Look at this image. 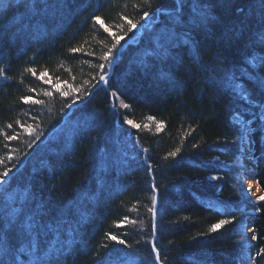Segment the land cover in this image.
I'll return each instance as SVG.
<instances>
[{"label": "trees", "instance_id": "trees-1", "mask_svg": "<svg viewBox=\"0 0 264 264\" xmlns=\"http://www.w3.org/2000/svg\"><path fill=\"white\" fill-rule=\"evenodd\" d=\"M156 6V0H37L35 8L12 11L0 32V174H10L0 191L30 187L49 210L48 220L69 204L79 209L57 242L58 248L73 244L62 264H264V256L256 255L264 247V200L252 202L240 191L244 153L237 141L241 126L232 115L252 120L250 157L263 192L264 122L216 83L225 68L239 76L253 49L264 53L252 42L261 28L260 0H212L214 19L193 34L199 61L192 51H181L182 64L170 66L171 82L138 63L156 25L151 17L138 34L145 22L140 17ZM162 6L174 7L173 0ZM0 7L9 14L7 0ZM129 19L137 24L133 31ZM241 28L243 36L235 39ZM114 36L123 39L113 50L109 78L95 88ZM237 82L254 101L264 102L254 82ZM56 84L63 91L72 86L92 93L83 103L87 96L81 94L66 115L69 101ZM22 96L43 103L25 104ZM33 139L37 143L29 148ZM153 207L155 214L149 211ZM235 208L246 213L224 214ZM6 210L0 197V213ZM232 216L233 223L210 231L213 223ZM248 224L256 240L242 239L252 235ZM0 231H7L14 249L26 243L16 229ZM48 244L41 239L42 252Z\"/></svg>", "mask_w": 264, "mask_h": 264}, {"label": "snow or ice", "instance_id": "snow-or-ice-1", "mask_svg": "<svg viewBox=\"0 0 264 264\" xmlns=\"http://www.w3.org/2000/svg\"><path fill=\"white\" fill-rule=\"evenodd\" d=\"M5 0H0V5H3ZM11 6L9 14L5 15V9L0 7V32L7 26L11 19L12 11L21 8L22 5H31L35 8L37 0H7ZM157 6L150 11H143V15L140 19L143 21L145 18L152 17L156 21V25L153 27L152 35L150 36V46L144 50L141 55L139 64L143 65L146 70L154 69V74L160 80L172 81L171 65H181L182 57L181 51H192L193 59L195 62L199 61V55L196 52V48L199 45V41L193 35L200 32L201 29H206L209 22L214 19L211 15L212 12V0H173L174 7L165 8L162 6L163 0H156ZM261 8V28L255 34L253 44L260 47H264V0H260ZM99 20V17H94ZM131 26L129 31H133L137 28V24L132 20L127 21ZM243 36V28H241L235 35V39H239ZM114 43L111 49L104 53L103 60L105 63H101L99 68L101 74L98 77V82L106 83L109 78V72L107 68L113 64L115 54L114 49H117L120 44V36H114ZM73 52L77 51L72 49ZM264 67V53L258 52L255 49L250 54H247L244 59V66L241 67L240 75L234 71H229L226 68L223 69V76H221L216 83L222 86L223 90L227 93L238 96L242 101L248 104L253 113H258L254 116V119H258L264 122V102H256L252 97V93L244 88L241 83L237 81L244 79L254 82L256 90L264 94V73L260 69ZM184 70H187V66H184ZM3 70L0 69V76H3ZM33 75L35 72L33 71ZM44 74H41L43 79ZM51 84L50 81H47ZM55 90L59 94L66 98L69 102L65 103L64 107L67 109L75 108L76 104L82 100L83 96H90L91 93L84 89L74 88L69 86V91H63L62 86L59 84L53 85ZM52 95V93H47ZM21 101L25 104L39 105L43 101L35 99L33 96H22ZM128 107L127 104L124 105ZM233 122L241 126V134L237 137V141L240 143L241 153L250 152V143L245 144L246 138L250 140V136L254 129L251 127L252 120L245 119L240 112H234L232 115ZM19 123V121L17 122ZM126 123L132 124L131 120H127ZM84 126H87L86 122ZM11 128V125H8ZM24 128V125H20ZM80 125L74 126L75 128ZM138 127V126H137ZM28 131V129H25ZM29 135H35V130L29 131ZM16 139L15 136H8L7 140L11 141ZM37 143V139H33L28 145L31 148ZM176 151L170 153V156L175 157ZM12 158L11 156L9 157ZM148 170L151 172L152 168L149 165ZM9 175L8 171L0 174V183L6 184V177ZM212 180L218 179L216 176L210 177ZM251 190L249 186L248 191ZM240 191L247 195L243 187V181H240ZM0 197L7 202V210L0 213V229L10 230L16 229L21 235H23L26 243L23 247L14 249L6 240L7 231H0V264H62L61 257L71 251L72 245L64 248H58V241L61 238L62 231L66 229V222L71 220V216L74 212L79 211L74 205H68L65 209L56 213L53 220H48L46 217L49 215V210L43 201L38 200L35 193L31 188L26 186L17 192H11L7 188L0 191ZM257 200H264V195L256 197ZM250 203V201H249ZM152 204H157V198L152 197ZM255 212H260L259 206L253 205ZM150 212L155 214V207L149 209ZM230 211H241L246 213V209L235 208L225 209V215ZM236 220L235 216L230 219H220L218 222L211 225L210 231H217L225 225H229ZM249 231H252L249 229ZM49 239L47 251L42 252L41 239ZM109 239L117 241L119 244H125L124 240H119L116 235H110ZM243 240L252 241L256 240L257 236L253 232L251 237L247 236V233L242 237ZM249 247H253L249 243ZM152 251L157 253L156 260L159 261L160 257L158 249L153 244ZM257 256H264V247H261L256 253ZM22 257L26 259L22 260ZM249 261L254 258L252 255L247 257Z\"/></svg>", "mask_w": 264, "mask_h": 264}, {"label": "rangeland", "instance_id": "rangeland-1", "mask_svg": "<svg viewBox=\"0 0 264 264\" xmlns=\"http://www.w3.org/2000/svg\"><path fill=\"white\" fill-rule=\"evenodd\" d=\"M150 19H151V16L148 17V18H145L144 19L145 22L138 26V29H139L138 34H139V32H140V30L142 28V25L149 23L151 21ZM86 98H85V100L88 99V98L87 99ZM117 99H120V98H117ZM85 100L83 99L80 103H83ZM122 104H123V102L122 101H119V105H122ZM72 109H69V110H72ZM245 141H246L245 144H249L250 143L249 139H247ZM249 153L250 152H245L244 153L245 155L241 157V159H242L241 160V164L244 167V170L240 174L239 178H240V180L243 181L244 190L248 194V196L251 198L252 202H256V201H258L256 199V197L261 196V195H264V192L261 190V188L259 187L258 183L256 182V180H255V178L253 176L255 166H254L253 161H251L248 158L249 157V155H248ZM246 154L248 155V157H247ZM249 186H251V190L250 191H248ZM249 229L252 230V228L248 224L247 232L250 233V234H252V231H249Z\"/></svg>", "mask_w": 264, "mask_h": 264}, {"label": "water", "instance_id": "water-1", "mask_svg": "<svg viewBox=\"0 0 264 264\" xmlns=\"http://www.w3.org/2000/svg\"><path fill=\"white\" fill-rule=\"evenodd\" d=\"M99 85H100V83H98V84L95 86V88L98 87ZM88 97H89V96H87V98H88ZM87 98H86V99H87ZM84 100H85V99H84ZM9 177H10V175H8V176L5 178L6 181L8 180ZM2 184H3V183H0V186H1Z\"/></svg>", "mask_w": 264, "mask_h": 264}, {"label": "bare ground", "instance_id": "bare-ground-1", "mask_svg": "<svg viewBox=\"0 0 264 264\" xmlns=\"http://www.w3.org/2000/svg\"><path fill=\"white\" fill-rule=\"evenodd\" d=\"M99 20H100V18H99ZM90 93H92V90L90 91Z\"/></svg>", "mask_w": 264, "mask_h": 264}]
</instances>
